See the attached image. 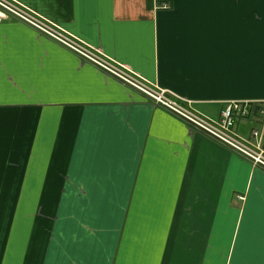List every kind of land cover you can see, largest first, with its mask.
Segmentation results:
<instances>
[{
  "label": "crops",
  "instance_id": "crops-1",
  "mask_svg": "<svg viewBox=\"0 0 264 264\" xmlns=\"http://www.w3.org/2000/svg\"><path fill=\"white\" fill-rule=\"evenodd\" d=\"M15 1L208 117L241 103L235 132H264V0ZM0 264H264V172L1 22Z\"/></svg>",
  "mask_w": 264,
  "mask_h": 264
},
{
  "label": "built area",
  "instance_id": "built-area-1",
  "mask_svg": "<svg viewBox=\"0 0 264 264\" xmlns=\"http://www.w3.org/2000/svg\"><path fill=\"white\" fill-rule=\"evenodd\" d=\"M157 8L169 9L171 0H156ZM8 20L23 23L63 46L130 89L144 95L155 105L169 111L192 129L247 159L264 172V132L253 129L244 137L235 132V120L246 118L250 110L238 102H230L217 119L208 117L193 107V102L147 81L130 68L117 63L101 51L69 33L62 26L44 19L15 0H0V23ZM263 113V112H262Z\"/></svg>",
  "mask_w": 264,
  "mask_h": 264
}]
</instances>
